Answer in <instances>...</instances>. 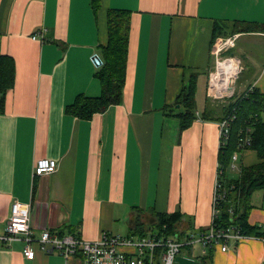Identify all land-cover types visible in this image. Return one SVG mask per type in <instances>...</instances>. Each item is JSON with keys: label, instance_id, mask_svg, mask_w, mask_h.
<instances>
[{"label": "crops", "instance_id": "0c3cea01", "mask_svg": "<svg viewBox=\"0 0 264 264\" xmlns=\"http://www.w3.org/2000/svg\"><path fill=\"white\" fill-rule=\"evenodd\" d=\"M100 4L95 12L92 0H0V57H11L16 66L0 112V238L15 202L31 206L36 237L45 229L88 241L124 230L128 236L140 215L153 225V212H179L192 230L212 223L222 107L229 103L207 96L212 36L217 25L227 34L217 39L239 34L230 52L242 61L245 80L235 84L236 96L253 88L264 96V31L237 30L240 22L264 29V0ZM111 9L131 12L124 98L81 119L67 108L79 95L102 94L92 57L102 56L100 47L108 43ZM193 78L197 117L182 131L177 97ZM205 110L220 120L203 117ZM237 154L236 169L229 167L223 178L228 182L260 162L251 149ZM42 158L59 167L33 180ZM251 204L248 222L259 229L264 189ZM258 229L253 234L264 236ZM254 235L227 251L214 250L213 264H264V242ZM24 247L23 241L0 239V264H74V258L40 251L29 260Z\"/></svg>", "mask_w": 264, "mask_h": 264}, {"label": "trees", "instance_id": "16d2710c", "mask_svg": "<svg viewBox=\"0 0 264 264\" xmlns=\"http://www.w3.org/2000/svg\"><path fill=\"white\" fill-rule=\"evenodd\" d=\"M94 11L100 8V0H92ZM108 43L100 47L102 53L103 66L96 74L97 80L102 85V94L99 97L91 98L79 95L74 104L67 108L72 115L81 119H91L95 114L105 112L110 106L121 104L124 98V87L127 79L129 65V46L131 29V12L127 10L111 9L108 13ZM255 23L240 22L237 30L239 32H259L263 28L256 27ZM227 35L220 25L215 27L214 41L219 36ZM231 35V34H230ZM16 66L14 60L7 56L0 57V112L5 109L6 98L15 85ZM196 80L184 87L177 97L176 106L181 109L175 116L181 120L182 131L188 129L197 117L196 114ZM229 103L222 107L221 121L230 115H235L231 122L230 135L221 142L219 149V173L222 185L221 195L218 205L219 213L215 218L216 228L233 226L240 230L243 235L253 236L257 227L249 224V213L253 209L252 196L256 191L264 189V122L261 114L264 112V96L259 90L253 88L247 94L234 96ZM211 110H205L203 117L207 119H217L220 117L213 115ZM216 113V112H215ZM249 142V144L246 143ZM251 149L257 152L260 162L246 167L238 180L226 181L227 170L231 166L233 155L236 152ZM154 216L151 228H157L165 232L180 231V226H184L182 215L176 213H152ZM191 223H188V225ZM141 221H137L133 229H137L132 234L143 235L145 230L140 228ZM167 225L166 229L163 228ZM188 231L192 230V225L187 226ZM256 228V229H255ZM205 230V229H201ZM259 231L260 228L258 229ZM262 232V231H261ZM264 234V232H262ZM254 236H262L257 233ZM184 253L192 257V247H185ZM213 248L209 249L206 255L194 257L198 264H213Z\"/></svg>", "mask_w": 264, "mask_h": 264}, {"label": "built area", "instance_id": "2783aa9c", "mask_svg": "<svg viewBox=\"0 0 264 264\" xmlns=\"http://www.w3.org/2000/svg\"><path fill=\"white\" fill-rule=\"evenodd\" d=\"M239 34H233L215 41L212 55L215 60L213 68L208 75L207 96L212 100L230 101L235 94V84L243 71L242 61L231 54V49L236 46ZM37 36L34 37L36 39ZM228 55V56H226ZM92 61L97 69L103 66L102 57L95 54ZM235 66V68H234ZM234 69L233 77L226 83L229 69ZM235 115H230L220 122L221 142L228 138L231 122ZM249 144L248 141H246ZM238 160L237 152L233 155L231 169H236ZM59 167L58 161L42 158L36 162L33 171V180L38 177L53 174ZM221 181L217 179L215 198L213 203V219L211 225L205 230H190L187 233L185 226H180V231L165 232L157 228H150V233L143 235L105 233L96 241L81 239L77 235H60L45 229L39 237L34 235L31 226L32 208L28 204L15 202L12 205L11 216L6 227V232L0 239L4 242L23 241L25 244L23 255L29 260H34L37 251L46 255H63L67 260L78 256L80 264H176L179 256L194 259V247L200 245L203 254L211 248L227 251L231 244L241 243L250 238L243 235L233 226L216 228L215 218L219 213L218 203L222 199ZM167 225L163 228L166 229ZM264 231V226L260 227ZM264 242V236L256 237ZM185 247H192V257L184 253ZM184 253V254H183Z\"/></svg>", "mask_w": 264, "mask_h": 264}, {"label": "rangeland", "instance_id": "374dc122", "mask_svg": "<svg viewBox=\"0 0 264 264\" xmlns=\"http://www.w3.org/2000/svg\"><path fill=\"white\" fill-rule=\"evenodd\" d=\"M232 52H233V51H232ZM231 54H232V53H231ZM226 56H228V55H226ZM239 60H240V59H239ZM213 63H215V60H214V59H213ZM241 64H242V63H241ZM242 66H243V64H242ZM238 78L240 79L239 82L245 80L243 74H241ZM239 79H238V80H239ZM249 90H251V89H249ZM249 90H248V91H249ZM248 91H247L246 93H244V95L247 94ZM235 94H236V93H235ZM201 103H202V102H201ZM177 107H178V105H177ZM182 110H183V109H182ZM143 218H144V216H142V215L139 216V221H141L140 228L143 229V230H145L146 233H150L151 231H150V229H149V225L146 224V223H144ZM182 227H183V226H182ZM136 231H137V229H133V232H136ZM119 234H121V235H123V236H126V235L128 234V230H127V231L124 230V231L120 232ZM183 254H184V253H183ZM201 256H204V254H203V248H202L200 245H195V247H194V257L196 258V257H201ZM72 260L74 261V264H80V261H79V259H78V256L74 257V259H72Z\"/></svg>", "mask_w": 264, "mask_h": 264}, {"label": "water", "instance_id": "95a60500", "mask_svg": "<svg viewBox=\"0 0 264 264\" xmlns=\"http://www.w3.org/2000/svg\"><path fill=\"white\" fill-rule=\"evenodd\" d=\"M181 106L178 105V108H180ZM176 264H198V261L193 259V258H189V257H185V256H179L176 259Z\"/></svg>", "mask_w": 264, "mask_h": 264}, {"label": "bare ground", "instance_id": "6f19581e", "mask_svg": "<svg viewBox=\"0 0 264 264\" xmlns=\"http://www.w3.org/2000/svg\"><path fill=\"white\" fill-rule=\"evenodd\" d=\"M234 68H235V66H234ZM233 71H234V69H229V71H228V75H227V78H225V81H226V83L225 84H227L228 82V80L231 78V77H233Z\"/></svg>", "mask_w": 264, "mask_h": 264}]
</instances>
